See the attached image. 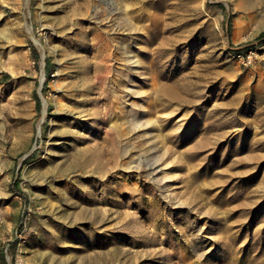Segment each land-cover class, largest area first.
I'll use <instances>...</instances> for the list:
<instances>
[{
	"label": "rangeland",
	"instance_id": "rangeland-1",
	"mask_svg": "<svg viewBox=\"0 0 264 264\" xmlns=\"http://www.w3.org/2000/svg\"><path fill=\"white\" fill-rule=\"evenodd\" d=\"M262 34L264 0H0L8 264H264Z\"/></svg>",
	"mask_w": 264,
	"mask_h": 264
},
{
	"label": "trees",
	"instance_id": "trees-1",
	"mask_svg": "<svg viewBox=\"0 0 264 264\" xmlns=\"http://www.w3.org/2000/svg\"><path fill=\"white\" fill-rule=\"evenodd\" d=\"M261 40L264 39V34L261 35ZM248 50H243L241 54H246ZM51 77V70L48 72V79ZM38 105L40 106V101H38ZM0 264H8L4 252L0 254Z\"/></svg>",
	"mask_w": 264,
	"mask_h": 264
},
{
	"label": "bare ground",
	"instance_id": "bare-ground-1",
	"mask_svg": "<svg viewBox=\"0 0 264 264\" xmlns=\"http://www.w3.org/2000/svg\"><path fill=\"white\" fill-rule=\"evenodd\" d=\"M87 20V19H86ZM70 22V21H69ZM54 23V22H53ZM62 23H63V21H62ZM125 24V23H124ZM21 26V25H20ZM47 29V28H46ZM63 29H65V28H63ZM64 31V30H63ZM73 49V48H72ZM85 50V49H84ZM89 50V49H88ZM104 100V99H103ZM86 125V124H85ZM106 135V134H105ZM109 135V134H108ZM90 169V168H89Z\"/></svg>",
	"mask_w": 264,
	"mask_h": 264
}]
</instances>
